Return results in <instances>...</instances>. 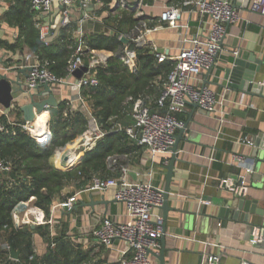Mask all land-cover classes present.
I'll return each instance as SVG.
<instances>
[{"label": "crops", "instance_id": "obj_1", "mask_svg": "<svg viewBox=\"0 0 264 264\" xmlns=\"http://www.w3.org/2000/svg\"><path fill=\"white\" fill-rule=\"evenodd\" d=\"M165 1L171 0H151L149 5L144 6V12L151 22L158 19L162 11V3ZM231 2L241 10L242 19L239 23L226 26L222 50L213 66L194 80L195 86L200 87L205 84L221 94L224 115L219 112L209 113L199 107L193 109L186 104L181 113L187 125L176 151L178 160L174 163L170 183L168 201L170 210L165 216L161 208L155 211L162 215L164 220L165 264H264V238L260 237V242L253 243L261 230H264V162L256 164L254 162L255 156L264 158V65L254 78L255 83L262 88L260 96L243 94L220 86L224 70L232 66L235 60L247 62L261 58L264 51V17L250 12V0H231ZM16 3V0H0V39L9 43L15 42L19 30L16 25L7 23L3 16ZM110 8L114 10L118 7L113 2ZM57 11L58 8H55L52 16L41 15L39 18L34 13L36 25L53 19ZM79 12L80 10L75 9L72 15V22L77 21L79 25L76 32L82 35L95 34L90 29L80 28ZM180 23H188L189 27L162 28L148 34L149 46L176 53L181 45L178 42L179 37L186 38L187 44L197 32L198 23L194 21V17L184 15ZM58 29L56 26L50 31L49 40L54 39ZM20 47L21 49L15 51H5L0 48V73H6L11 79L18 78L23 86L27 76L26 68L37 59V56L26 45L21 44ZM236 50L239 51L238 55L233 54ZM75 79V76L71 75L64 83L49 86L58 105L66 100L73 109L82 107L87 114V129L93 128V116L84 105L85 101L81 103L77 99V95H81L69 85V82ZM39 90H45L44 84H40L35 92ZM28 101V97H25L15 105ZM57 107H47L44 110L47 112L48 126L50 110H56ZM1 115L9 121H16L19 116L23 121L20 111L17 113L13 108L6 109L0 105ZM244 131L247 132L245 136ZM178 133L179 130L176 131V135ZM247 139H251L254 145L247 144ZM127 155L117 159V173L121 166L129 165L130 180H149L157 187L164 188L170 151L153 158L144 150L138 155L137 153ZM235 156L243 157L246 161L245 165H238ZM51 162H54V156ZM246 167H251V171H247ZM110 172L112 173L111 170ZM109 176L114 175L112 173ZM224 179H229L232 188L241 191L244 200L249 201L247 211H241L235 216L233 206H226V202L232 201L236 193L221 183ZM70 183L73 185L71 187L68 186L69 184L65 185L61 195H66L65 201L75 195L71 210L58 206L59 199H57V203L51 206L50 213L46 216L51 223L34 225L30 221L33 217L30 212L35 205L33 198H30L17 205V212L14 213L15 209L13 210L15 225L17 227L33 225V246L38 257L45 254L47 239L35 227L48 224L51 227V234H54L55 229H59L64 224L66 226L64 234L69 243L87 251L91 263L95 261L102 264L116 263L118 249H122L123 244L115 242V248L105 249L91 234L104 218L120 222L127 219L124 204L114 197L115 188L110 187L100 192L81 191L91 184V179L86 180L84 184L79 183L78 180ZM75 185L79 186L78 190ZM251 205H253L252 212ZM211 257L215 258L213 262L210 261ZM155 263L159 264L157 258Z\"/></svg>", "mask_w": 264, "mask_h": 264}, {"label": "built area", "instance_id": "obj_2", "mask_svg": "<svg viewBox=\"0 0 264 264\" xmlns=\"http://www.w3.org/2000/svg\"><path fill=\"white\" fill-rule=\"evenodd\" d=\"M146 0H113L109 3H116L117 7L129 8L133 11V17L138 20L137 25L128 33L120 32L117 38L121 41L126 38L129 43L137 46H149L148 34L162 28H183L189 24L180 23L182 17L186 15L194 17L197 21V32L187 42L186 38L179 37L181 44L176 53L168 49L159 52L155 46H149L150 52L154 54L158 62L170 60L173 67L164 80L160 95L155 101L156 108L151 109L144 104L142 98L132 99L127 97L126 103H131L127 117L130 122L126 125L115 120L109 128V132L123 131L129 140L136 143L146 151L150 157L164 154L172 148L175 143L176 131L184 128L185 121L176 117L175 113L182 112L186 102L196 103L197 106L209 113L219 112L224 115V106L221 101V94L208 86H195L194 80L204 71L209 70L219 52L222 50V42L228 24L239 23L242 19L241 10L235 7L231 0H171L162 3V11L157 21L148 26L144 21L147 17L144 12V2ZM104 4L101 0H30L29 7L36 15L52 16L55 8H58L54 18L36 25L39 40L44 44H49V34L56 26L57 28L68 27L72 23V15L75 9L79 12V22L85 20L98 21L102 28H105L103 16L98 13ZM92 7V8H91ZM249 10L252 13L264 17V0H250ZM188 20V19H187ZM102 30V29H101ZM103 32V31H101ZM77 47L74 56L68 63L66 75L58 77L48 68V61L36 59L27 67L26 81L23 85V93L36 91L40 84L59 85L72 75L75 69H83L82 76L69 82V85L80 95L81 88L95 87L99 85L96 71L101 65H105L108 57L117 55L121 63L128 69H135V51L126 44L114 53L107 50L87 49L85 35L76 32ZM239 51H233L238 55ZM77 99L83 103L84 99L77 95ZM85 105V103H84ZM91 115V114H90ZM92 116V115H91ZM93 128L86 129L78 135L69 145L58 148L54 153L53 165L59 170H69L80 164L83 152L97 139L101 138L108 131H104L97 124L94 117ZM15 121L4 123L0 120V133L7 132V124H14ZM223 125V120H220ZM21 127L28 130L32 137L40 143H46L51 137L50 128L47 123L45 131L41 135L32 132V125L21 124ZM247 144L254 145L251 139H247ZM125 156H128L124 154ZM123 155H111L107 160L109 170L114 176L102 177L94 175L91 184L85 186L81 191H105L110 187L115 188L114 197L125 206L127 219L123 222L111 218H104L102 223L95 227L91 234L98 244L105 249L115 248V242L123 244L122 249H118L116 257L117 264H156L155 259L161 249V237L164 235L162 215L155 212L163 204V189L157 187L149 180L129 179V165L120 167L117 173V159ZM238 165H245V159L235 156ZM0 169L9 170V166L4 165L0 160ZM251 171V167H246ZM228 189L240 195L241 191L232 188L229 179L221 182ZM241 190V189H240ZM75 201V195L69 197L60 204L61 208L71 210ZM21 204V203H20ZM19 206V205H18ZM15 207L14 213L17 212ZM32 220L35 224L51 223L44 215V211L32 206ZM260 237L264 238V230H261L253 243L260 242ZM215 260L214 257L210 261ZM213 262V261H212ZM1 264H21L18 259L9 257V260ZM246 264V263H243Z\"/></svg>", "mask_w": 264, "mask_h": 264}, {"label": "trees", "instance_id": "obj_3", "mask_svg": "<svg viewBox=\"0 0 264 264\" xmlns=\"http://www.w3.org/2000/svg\"><path fill=\"white\" fill-rule=\"evenodd\" d=\"M16 1L17 3L4 13L3 18L7 23L16 25L19 35L13 43L0 39V48L15 51L21 49V44H24L39 60L48 61V68L53 74L64 77L77 47V21L68 27L59 28L54 39L44 45L39 40L34 12L29 7V1ZM101 1L104 6L98 13L103 16L108 32L85 34L87 49L114 53L122 45L117 34L131 31L138 20L133 17L131 9L118 7L113 10L108 6L113 0ZM144 3L149 5L151 0ZM144 21L148 26H152L157 20L151 22L149 17H145ZM126 45L136 53L135 69H128L117 55H112L104 66L97 68L99 85L81 88L80 91L85 106L104 131H108L115 120L124 125L130 122L126 114L131 103H126L127 97L142 98L144 104L154 110L164 80L173 67L170 60L158 62L150 52L149 46H137L133 43ZM13 109L17 113L20 111L17 105ZM46 114L44 111L42 116L48 118ZM50 115L51 137L46 143H40L28 130L22 128L24 121L19 119V116L14 124H7V132L0 133V160L9 166L8 171L0 169V264L9 260L11 249L18 251V261L21 264H102L99 261L91 263L87 251L69 243L64 234V224L55 229L54 234H51L48 224L35 227L47 239L45 254L38 257L33 246L34 230L28 225L17 227L13 220V210L18 204L33 198V204L48 216L57 199H63L60 192L67 183L78 180L84 184L94 175L109 176L112 174L107 165L109 156L130 153L138 155L142 148L129 140L123 131H108L83 152L77 167L59 170L51 159L58 148L72 142L87 129V114L82 107L73 109L69 102L64 100L56 110H50ZM175 115L184 120L181 112ZM0 120L7 122L4 115L0 116ZM246 134L244 131L243 135Z\"/></svg>", "mask_w": 264, "mask_h": 264}, {"label": "water", "instance_id": "obj_4", "mask_svg": "<svg viewBox=\"0 0 264 264\" xmlns=\"http://www.w3.org/2000/svg\"><path fill=\"white\" fill-rule=\"evenodd\" d=\"M92 8V7H91ZM82 30L90 29L92 33H100L108 32V28H102L101 24L98 21L94 20H85L81 22ZM102 29V30H101ZM121 42L123 44H128L129 41L126 38H122ZM162 52L163 49L158 50ZM262 65H264V51L261 55V58L256 61H242V60H235L232 66L227 67L224 70L223 80L220 86L229 88L231 90L243 93V94H250V95H257L260 96V89L262 88L255 83L254 78L255 75L260 71ZM83 69H75L72 72V75L75 76L76 79H79L82 76ZM26 70H28L26 68ZM24 71V70H21ZM205 85V84H204ZM23 86L20 83L19 79H11L7 77L6 73H0V105L3 108L11 109L13 105L17 104L21 99L28 97L29 101L27 103L18 105L20 112L22 113L23 121L25 123L33 125L34 121L37 118V115L44 112L45 108L47 107H57L58 102L55 96L52 93V88L49 86L48 83H44L45 90L38 91V92H29L28 94H24L22 90ZM38 90V89H37ZM36 90V91H37ZM187 105L193 107V109L197 108L196 103L186 102ZM187 123H185L184 128L179 130V133L175 135V143L170 149L171 156L168 165L166 166V175H165V184L163 188V204L161 205V209L163 210L164 216L170 210V206L168 205L169 195H170V183L173 174L174 163L178 159L176 158V151L178 148V144L180 139L182 138V134L185 130ZM257 146V142L255 143ZM264 156V155H263ZM255 164L257 162H264V158L254 157ZM235 197V198H234ZM232 201H227L226 206H233L234 211L233 214H239L241 211H247L249 201L244 200L243 194L235 195ZM253 210V205H251V212ZM33 225H31V229ZM163 232L165 234V229L163 226ZM162 243V247L157 255V259L159 264H165L164 254H165V247H164V235L160 239ZM10 258L18 259L19 253L15 250H10L9 254Z\"/></svg>", "mask_w": 264, "mask_h": 264}, {"label": "bare ground", "instance_id": "obj_5", "mask_svg": "<svg viewBox=\"0 0 264 264\" xmlns=\"http://www.w3.org/2000/svg\"><path fill=\"white\" fill-rule=\"evenodd\" d=\"M46 127H47V118L45 116H42L41 113L37 115V118L34 121L31 129L33 133L39 136L45 131Z\"/></svg>", "mask_w": 264, "mask_h": 264}, {"label": "rangeland", "instance_id": "obj_6", "mask_svg": "<svg viewBox=\"0 0 264 264\" xmlns=\"http://www.w3.org/2000/svg\"><path fill=\"white\" fill-rule=\"evenodd\" d=\"M71 143H72V142L67 143V144L65 145V146H67L66 148H68L69 145H71ZM68 184H69V185H68ZM66 185H68V186L71 187L73 184H71V183H67ZM75 186H76V189L78 190L79 186H78V185H75ZM61 190H62V189H61ZM60 193H61V192H60ZM62 196H63V199H62V200L65 201V198H64V197H65L66 195H62ZM63 201H60V200H59V204H58V206H59L61 203H63ZM44 215L46 216L45 212H44Z\"/></svg>", "mask_w": 264, "mask_h": 264}]
</instances>
